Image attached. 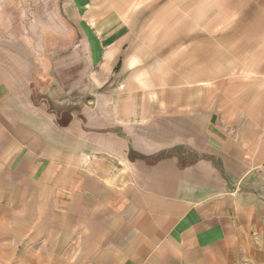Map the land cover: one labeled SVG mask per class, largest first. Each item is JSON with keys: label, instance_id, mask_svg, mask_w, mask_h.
Masks as SVG:
<instances>
[{"label": "crops", "instance_id": "0c3cea01", "mask_svg": "<svg viewBox=\"0 0 264 264\" xmlns=\"http://www.w3.org/2000/svg\"><path fill=\"white\" fill-rule=\"evenodd\" d=\"M72 3L68 119L0 52V213L73 246L52 262L264 264V0Z\"/></svg>", "mask_w": 264, "mask_h": 264}, {"label": "rangeland", "instance_id": "374dc122", "mask_svg": "<svg viewBox=\"0 0 264 264\" xmlns=\"http://www.w3.org/2000/svg\"><path fill=\"white\" fill-rule=\"evenodd\" d=\"M72 4V0H0V52L25 53L27 49L34 67L39 68H35L39 73L35 85L42 89L50 87L56 99L65 95L64 119L71 115L68 104L75 100L74 80L89 72L82 32ZM17 216L12 221L9 214L0 213V264H96L88 258L85 260L86 254L76 261H48L47 256L63 258L66 251L71 256L73 246H65L63 239L61 243L49 244L47 237H33L24 220L17 225Z\"/></svg>", "mask_w": 264, "mask_h": 264}]
</instances>
